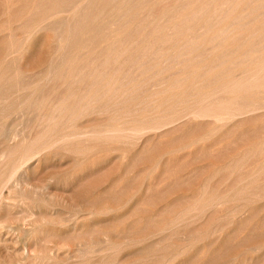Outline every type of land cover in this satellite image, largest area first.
Wrapping results in <instances>:
<instances>
[{
	"label": "bare ground",
	"instance_id": "6f19581e",
	"mask_svg": "<svg viewBox=\"0 0 264 264\" xmlns=\"http://www.w3.org/2000/svg\"><path fill=\"white\" fill-rule=\"evenodd\" d=\"M97 1L91 0L88 5L85 3V11L82 10L81 12L79 10L80 13H78V16L75 14V16L78 17V20L74 16L77 21L74 22H76L77 26H80L78 24L86 20L84 26L76 27V24L74 23L75 25H73L75 27H72V29V24H69L70 26L67 24L66 29L63 31L64 33H60L59 37L61 36L60 40L63 38V41L65 39H69V37L70 39L72 37L80 38V41H85L89 38H97L98 41H96L98 43H96L97 45L95 46L96 49L99 47L100 51L98 48L97 53L96 49H94L95 46L93 45L94 48L92 47V50L94 49L97 55L93 54L95 56H90L87 52H90L91 50L89 49V46L87 47V43L85 42L84 45L80 44L81 47L78 48L80 51L78 52V50H76L74 54L75 56L79 53L78 57L76 56L75 59H67L66 57L65 59L64 56L66 54L61 56L65 59H61L63 63H60L61 60H59L60 62L58 61V64H61V67H58V64L56 63L57 61L55 62V60H51L58 58V56H51L52 58H50V60L55 62V68L57 71L59 68V73L65 79V82L64 84H61L63 79L59 81L60 76L58 79V75L56 76L57 78L54 76L53 79H57L60 82V86L63 85V87H67L68 85L67 89L64 88L60 90V92H57V94L56 91L55 93L54 91L52 93L49 89V92L52 94H45L43 97L44 105L47 103L45 105L47 107L41 106L43 108H40V104L42 102L38 103L39 109L38 111L36 110L38 118L34 115L37 122L34 124H37V129L40 128L35 131L37 133L34 132L35 134L31 136H28L27 133L24 136L22 134L21 140L17 142L18 144L15 141V144L13 143L12 145L9 143L11 146H7L2 150L0 149V184L3 183L0 185V264L1 262L4 264H113L115 262V258H110V260L108 259V261L106 260L107 262H105L104 256L109 253L108 250L112 251L118 243H116V246L113 245L115 244L114 242H109V245L107 243L104 245L101 238L96 239V241L94 240V242L91 240V242H93L92 245H89L86 242L88 244V247L85 246L86 248H82L84 244L80 242L78 249L73 248L76 250H71L66 243L61 242L55 245L54 248H52L54 245L51 248H48L46 245H48L47 243L49 241H53V237H57L58 239V237H64L65 235L68 236L72 233L79 234V236L83 234L85 228L81 222L84 220L83 216H88V219L91 218L100 220V218L104 216L118 214L123 210V208L125 209L130 205V207H132L134 201L136 202L138 199V195L143 199V201L149 202L150 198H148L147 194L150 195L148 192L151 188L154 189V186L152 187L151 185H148L146 180L142 182V184H139L138 187L134 186V188L126 186L121 189L118 188L120 190L119 191L117 187L121 184L120 181L122 178L126 176V174H123L129 173L131 168L134 167H130V165H132L131 161H134V159L138 161V157H140V155L142 158L146 153V148L153 143V140L155 139L156 141V138L164 136L165 133L167 134L168 132H170V134L172 132V134H177L175 132L182 130V132H185L186 136L182 135L180 141H176L178 140V137L176 138V136H174V138H176L174 140V142L176 141V144H173L171 150H168L169 152L167 151L164 157L168 156L170 153V158L172 156L170 163L173 161V155L175 156V154H178L175 157L180 159H177L178 163L173 161L174 164H177L176 166H174L173 163L167 165L165 164V170L167 169L170 173L164 171L162 174L163 177H165V172L170 174L168 176L170 180L171 174L174 176L176 173H181L183 175H192V173H194L196 176L197 172L202 173L206 170H210V172H217V174L221 171H237L241 174V176L239 175L240 177L238 176L239 178L237 179L240 183H238V185H242L241 190L237 191L238 193L235 191L227 192L226 190L225 191L227 193H221V191L219 192L217 189V191L215 189V191H213V189H210L212 190L210 191L208 190L209 185L206 186V183L202 184L201 187L198 186L199 189L197 187L191 188V186H188L185 192L181 191V193L179 192L180 194L176 193V196L172 197V203L178 202L176 205L180 207H176L175 205L177 209L174 208L175 212L172 210V215H170L172 221H169L172 224L175 221H178L177 223H180L179 221H186L189 219L191 221V219L195 216L194 212H197L198 209L200 211L204 208L210 209L211 207L212 209L214 206L218 207L219 205L220 207V205L230 202L229 200L232 198L233 192L241 196H243L242 194H245L246 197H249V192L250 195L253 194V187L256 185L259 187L261 183L263 184L260 186H264V180L261 179L264 174V0H175L176 6L173 8V4L171 10L168 9L167 12L165 10V0H100L104 2L102 9L98 12L95 10L94 12L91 7L94 3L95 6ZM4 2L5 1L2 3L4 4ZM11 2L7 1L8 8L9 3ZM52 2L55 3L54 0ZM6 5L7 4L1 5L3 6L1 8H4ZM35 6L33 7L35 8ZM51 6L54 7L55 4L54 6ZM32 9H30V11ZM5 11L6 9L3 11L4 14ZM54 11H42L44 12L42 18L41 16L38 18L37 15H35L33 19H29L30 21L27 19L26 22H28L29 25V34L27 33V37L30 36V33L31 35L35 34L34 30L36 31L38 29L36 27H41L44 30H51V28H53L51 25L54 24V22L51 21V19L54 20V18H52ZM37 12L38 11L34 13L38 14ZM10 14L11 13H9V15ZM28 15L30 17V13ZM31 15L33 16L32 11ZM71 18L73 19V17ZM48 19L50 22L45 24V21H48ZM72 19L69 20L72 21ZM114 25H117V29L115 30L113 29ZM20 26H22V23ZM127 27L130 30V35L128 32V35L126 33L128 30ZM106 28H111L112 30L107 31L108 29ZM104 30L107 32L103 35L101 33H105ZM123 36L127 38H123ZM49 38H51V36ZM70 42L71 41L69 40L68 43ZM103 44H105V46H103L102 49L100 46ZM67 47H70L71 49V46ZM68 48H65V50ZM70 49L68 51L71 53ZM13 50L15 51V49H12V52ZM17 51L18 49L16 48L15 52L18 53ZM74 51L72 53H74ZM18 56L21 57L19 54ZM18 56H11V60L19 58ZM4 59L5 58H3L2 61ZM27 60L29 61V59ZM10 62L7 61L4 63L10 64ZM4 63L2 65H4ZM22 64L24 65V63ZM47 64L51 63L46 62L43 67L45 65L47 67ZM27 66L28 64L25 65L26 68H28ZM52 66L54 65L51 64L47 67L48 69H46L48 70V76L41 72L43 74L42 77L47 76L50 79L49 76H52L50 71L54 69ZM22 67L24 68V66ZM43 67L40 68L41 70L43 69L42 71H45ZM20 69H18V71H21ZM56 70H52V72L55 73L54 71ZM39 71L40 70L38 69V72ZM26 72L24 71L23 73ZM31 73L33 72L31 71ZM41 73L39 74L40 76ZM63 74H65V77ZM45 77L43 80L46 81L47 78ZM59 82L55 85L56 87H58ZM77 84L78 86L75 87L74 85ZM14 85L16 86V84ZM53 86L54 85H52V88H54ZM56 87L54 90H58ZM5 93L3 92L4 97ZM2 96L3 95H1V97ZM1 97L0 102L3 104V102L7 99L3 101V98ZM28 98L30 97L28 96ZM38 104H35V106H38ZM32 108L34 107L32 106ZM86 119H88V122L82 123ZM80 120L82 121L81 123ZM3 130L1 131L3 132ZM11 134L13 136L15 133ZM167 136L168 135H166V137ZM170 144L171 143L166 145L164 144V146L168 145L170 147ZM161 145L162 144H160V146ZM150 147L152 148V146ZM135 148L136 151L134 150ZM142 153L144 154L142 155ZM163 153L161 154L163 155ZM171 153H173V155H171ZM161 154L159 152V155ZM149 155H151V153ZM154 155H152V157ZM90 158L94 159L93 161L91 160L93 163L91 162L92 165L90 164L89 166L86 165L85 162H87ZM141 158L140 160H142ZM161 158L163 159V156H160L157 159V162L155 161L156 159L145 164L143 162L144 166L142 165L141 167V174L150 172L151 170L153 172L154 168L157 167V165L159 166L157 163L160 162L159 159L161 160ZM176 158L174 160H176ZM41 159L43 161L41 164L43 170L41 172L50 173L53 174V176H48V180H44L45 182H43V184L41 182L42 178H40L41 183L39 184L41 185L34 189L31 187V177L28 169L30 168L31 163L38 161L39 164ZM145 160L146 159H144V161ZM166 160L169 161L170 159L165 158V162L163 163H169L168 161L166 162ZM153 161H155L157 165ZM139 162L137 163L140 164ZM165 165L163 164L164 167ZM115 166L117 168H114ZM90 167L95 170H92L93 173L91 175L87 174L85 176L89 178L91 177L90 179L87 178L89 180H91L92 177L95 179L100 175L105 177V180H102V182L105 184L104 188H107V191L109 190L111 192L108 194L109 196H107V198H109H106V201L103 200L104 202L100 200L99 196L101 195V191L103 189H101L102 186L98 187L99 185L97 186L98 188L94 187L95 190L92 192L96 194V196L98 195V197H92L93 194L91 196V194L89 195L80 189V191L77 189V203H75V207H73V212L69 215V213L62 207V209L68 213L69 218H64L65 215L61 217L60 213L62 211L60 212L56 208V204L58 203L52 199L50 187L52 184H56L57 186H60L63 191L67 189L69 185L71 186L74 184L76 180L75 178L79 176L76 175L79 170L82 172V169L85 170L86 168L88 170ZM113 168L115 170L117 169L116 172ZM121 169H123L124 173L119 175V172L122 171ZM155 172L157 171L155 170ZM229 172L228 175H231V172ZM60 173L63 175L65 173V176H61L63 180L54 176V174L60 175ZM137 173L139 174V172ZM141 174L137 176H140ZM202 174H204V172ZM217 174L215 173L212 175L211 173L212 177H210L211 175H208L210 180H208L209 178L207 176L204 177L206 178L204 181L209 184L211 179ZM31 175H33V173ZM165 175L167 177V174ZM198 176H200V174ZM55 177L59 180L56 181L57 179ZM155 177L156 175L154 176V179ZM176 177H179V175H176ZM184 177L185 176L181 175L176 182L190 181L192 176L190 179H188L189 177L187 179ZM35 178L36 181L39 182V179L37 180V177ZM165 178H162L163 181ZM114 179H118L120 182L117 187H115V183L114 187L111 185ZM143 179L144 178L141 180ZM169 180L164 182H169ZM133 182L136 183V181ZM164 182L161 181V184L158 182L159 184L157 185L161 186ZM172 182L173 181L170 182V185H172L170 189L173 188ZM234 182L236 183V180L233 181V183ZM182 183L183 182H179L180 186ZM255 183L257 184L255 185ZM174 184L178 185V183ZM167 185H165L166 187L162 185L163 188L158 186V189L155 187V190L159 191L156 193L154 190L157 197H155L154 193V197L152 196L153 199L151 198L150 202L152 200L159 201L162 204L163 202H166L165 194L168 195V191H170L169 189H166L170 186L169 185L167 187ZM174 186L177 188L180 187L176 185ZM86 188H88V186H86ZM251 188L253 189L252 191ZM260 188L261 190H258L252 195L254 199L257 197H262L264 199V191L262 190V187ZM30 189L32 192H29ZM248 189L250 190L249 192H247ZM109 191L107 193H109ZM246 197H243V200H246ZM248 197L247 200H249ZM257 199H255L257 202L260 201V199ZM166 200H169V198ZM245 202L247 201H244V203ZM59 205L60 204L57 206ZM146 206L148 207L147 204ZM237 208L238 207H236V210L233 209V211L235 210L234 212L237 211L236 213H239L240 211L243 212L245 206ZM62 209L60 208V210ZM171 209L172 208L169 210ZM12 210L15 212V215L13 214V216L11 214L13 213ZM241 212L240 214H242ZM145 213H147V211ZM191 214L193 216H191ZM255 215L257 214L255 213ZM11 216L14 217L16 224H13V222L11 223L10 219H13ZM124 219L123 221L125 222L126 219ZM87 227L90 228L89 225ZM166 227L168 226L166 225ZM4 228L6 229V233H2ZM140 232L141 231L138 233ZM214 232L217 233V231ZM182 239H184V241L186 240L184 237H182ZM165 240L170 241L169 238L168 240ZM188 242L190 243V240H186L185 243L180 245V247H177V249H180L175 254L179 255L186 252L185 249H187V246L189 247L191 245H188ZM136 243H138V245L140 244L137 241ZM143 243L141 242V244ZM171 246L173 245L171 244ZM153 247L154 246L151 248ZM169 247L170 246H168L167 249ZM261 247L264 249V246L254 245V247L251 248L252 253L260 251L259 249ZM248 248L250 249V247ZM149 249L150 248H148V250ZM117 252H119V250ZM120 253L122 252H119L117 255ZM138 254L140 257V253ZM138 254L136 253L134 255L136 256ZM131 256L132 255L127 258H130ZM148 258L150 257L148 256ZM176 258H173V260ZM239 259V255H233L225 258L220 264H236ZM140 260L142 261L143 259L140 258ZM140 260L138 258L136 264H138ZM111 261H113V263H111ZM122 261H118L116 264H121ZM245 261V259H242L243 263H245ZM142 262H145V260ZM142 262L139 264H142ZM129 263H131V261Z\"/></svg>",
	"mask_w": 264,
	"mask_h": 264
},
{
	"label": "rangeland",
	"instance_id": "374dc122",
	"mask_svg": "<svg viewBox=\"0 0 264 264\" xmlns=\"http://www.w3.org/2000/svg\"><path fill=\"white\" fill-rule=\"evenodd\" d=\"M3 1H5L4 2V4L2 3ZM3 1H1L0 0V18L1 17H3V18H1L0 19V92H1V95H3L2 97H1V95H0V97L1 98H3L2 100L3 101H5L6 99V101L5 102H3V104L0 102V125L1 126H3V127H1L0 128V141L2 140L3 141V143H2V141L0 142V149L2 150L3 148H6L7 146H11V144L13 145V143L15 144V141H16V143L17 142H19L20 140H21V138H22V134H23V136L27 133L28 134V136H31V135H34L35 133H37V132H35V131H37V130H39L40 128H39V126H38V128L39 129H37V124H34L35 122H36V117H37V111H38V107H39V104L38 103H41L40 104V108H43V107H41V106H44V107H47V106H45L47 103H46V101H45V105H44V99H43V97H44V95L45 94H52L53 93V91H54V93H55V91H56V94H57V92H60V90H62V89H64V88H66L67 89V87H68V85L67 84H65V85H67V87L65 86V87H63V85H61L60 86V82L59 81H61L62 79V83L61 84H64V82H65V79L62 77V75L59 73V68L58 67H61L60 65L61 64H58V61L59 60H61L63 57H61L62 55L64 56L65 54V56H64V58L66 57L67 59L68 58H72V59H75V57L77 56L78 57V55H79V53H78V55H75L74 56V54H75V52H76V50H78V48H80L81 46H80V44L81 45H84L85 44V42L87 43V47L89 46V49L91 50L90 52H87V53H89V55L91 56V55H93V54H95V55H97L96 54V52L98 53V48L96 49V46L95 45H97L96 43H98L97 41H98V39L97 38H89V39H87V40H83V41H80V38H77V37H72L71 39H70V37H69V39H65L64 41H63V38L60 40V38H61V36L59 37V34L61 33H64L63 31L66 29V26H67V24L69 25V24H72L71 25V28L73 27H75L74 25L76 24V19L78 20V17H76V16H78V13H80L79 12V10L82 12V10L83 11H85V3L88 5L89 3H90V1L91 0H54V2L55 3H53L52 1L53 0H7L8 2H11V3H9V8L7 7L8 6V3H7V1L6 0H3ZM45 1V2H44ZM57 1V2H56ZM97 1V0H96ZM33 2V3H32ZM78 2V3H77ZM168 2H169V4H168ZM36 3H38V4H36ZM49 3V4H48ZM69 3V4H68ZM73 3V4H72ZM97 3H98V5H97ZM5 4H7L6 6H4V8L6 9V11H5V14H4V8H1V7H3V6H1V5H5ZM13 4V5H12ZM21 4H23V5H21ZM54 4H55V6H54ZM58 4V5H57ZM75 4H76V6H75ZM95 4V3H94ZM94 4H93V6H94ZM101 4V5H100ZM103 4H104V2L103 1H100V0H98L97 2H96V5L93 7H91V9L93 8V10H94V12H95V10H96V12H98L99 10H101L102 9V6H103ZM173 4H174V6H173ZM29 5V6H28ZM36 5V6H35ZM51 5H53L54 7H52ZM69 5V6H68ZM78 5H80V6H78ZM177 5H179V4H177ZM33 6H35V8L33 7ZM168 6V7H167ZM172 6H173V8L176 6V4H175V0L173 1V0H165V10H166V12L168 11V9H170L171 10V8H172ZM21 7V8H20ZM46 7V8H45ZM49 9H48V8ZM67 7V8H66ZM11 8H12V10H11ZM20 8V9H19ZM33 8V9H32ZM38 8V9H37ZM53 8V9H52ZM83 8V9H82ZM3 9V10H2ZM30 9H32L31 11H32V14H33V16L31 15V11H30ZM45 9H47V10H45ZM54 9H55V11H54ZM62 9V10H61ZM70 9V10H69ZM98 9V10H97ZM11 10V11H10ZM38 11L37 13L38 14H35L34 12H36V11ZM54 11V13H53V15H52V18H54V20L53 19H51V21H53L54 22V24H52L51 26L53 27V28H51V30H44V29H42L41 27L39 28V27H36V28H38L36 31H37V33H36V31L34 30V33L35 34H33V35H31V33H30V36H28L27 37V33L29 32L28 31V22H26V20L28 19H30V18H34V16L35 15H37V17L38 18H40V16H41V18H42V16L44 15L43 13L44 12H46V11ZM67 10V11H66ZM9 11V12H8ZM26 11V12H25ZM28 11H30V12H28ZM42 11H44V12H42ZM56 12V13H55ZM8 13V14H7ZM9 13H11L10 15H9ZM22 13H23V15H22ZM30 13V17H29V14ZM42 13V14H41ZM68 13V14H67ZM4 14V15H3ZM25 14V15H24ZM75 14H77L76 16H75ZM6 15V16H5ZM19 16V17H18ZM26 16V17H25ZM57 16V17H56ZM74 16L76 17V19L74 18ZM13 17V18H12ZM71 17H73V19L71 18ZM64 18H65V20H64ZM8 19V20H7ZM69 19H72V21L71 20H69ZM31 20V19H30ZM29 20V21H30ZM69 20V21H68ZM74 21H76V22H74ZM86 21V20H85ZM85 21L84 22H80V24H78V25H80L81 27L82 26H84V23H85ZM3 22H4V24H3ZM9 22V23H8ZM18 22V23H17ZM44 22V21H43ZM50 21H49V19H48V21H45V24L46 23H49ZM52 22V23H53ZM72 22V23H71ZM22 23V26H20V24ZM24 23V24H23ZM58 23V24H57ZM75 23V24H74ZM41 24H44V23H41ZM74 24V25H73ZM19 25V26H18ZM40 26V25H39ZM50 26V27H51ZM70 26V25H69ZM80 26H77V24H76V27H80ZM18 27H19V29H18ZM22 27V28H21ZM114 28V30L115 29H117V25H114L113 26ZM59 28V29H58ZM72 28V29H73ZM128 28V27H127ZM126 28V29H127ZM17 29V30H16ZM26 29V30H25ZM42 29V30H41ZM97 29H99V28H97ZM106 29H108L107 31H111L112 29L111 28H106ZM9 30V31H8ZM23 30H25V31H23ZM44 30V31H43ZM54 30V31H53ZM128 30H129V28H128ZM126 31V33L128 32H130V30L129 31ZM22 31V32H21ZM106 30H104V32L105 33H101V34H106V32H107ZM126 33H125V35H126ZM128 33H127V35H128ZM19 34V35H18ZM25 34H26V36H25ZM29 34V33H28ZM7 35V36H6ZM35 35V36H34ZM126 35V36H127ZM129 35H130V33H129ZM19 36V37H18ZM51 36V38H49ZM128 37V36H127ZM127 37H125V36H123V38H127ZM21 38V39H20ZM32 38V39H31ZM58 38V39H57ZM25 39H27V40H25ZM91 39V40H90ZM93 39V40H92ZM69 40L71 41L70 43H68L69 42ZM92 42H90V41ZM97 40V41H96ZM66 41H67V44H66ZM94 41V42H93ZM6 42V43H5ZM9 42H10V44H9ZM65 42V43H64ZM71 43H73V44H71ZM6 44V45H5ZM57 44V45H56ZM66 44V45H65ZM4 45V46H3ZM55 45V46H54ZM75 45V46H74ZM79 45V46H78ZM90 45H92V46H90ZM95 46V48H94V46ZM11 46V47H10ZM13 46V47H12ZM52 46V47H51ZM63 48H62V47ZM67 46H71V49H70V47L68 48ZM74 46V47H73ZM103 46H105V44H103L102 46H100V47H102V49H103ZM73 47V48H72ZM92 47L94 48V49H96V52H95V50L93 49L92 50ZM9 48V49H8ZM16 48L18 49V53H16L15 51H16ZM52 48H53V50H52ZM65 48H68V49H66L65 50ZM75 48V49H74ZM77 48V49H76ZM12 49H15V51L13 50V52H12ZM71 50V53H70V51H68V50ZM22 50V51H21ZM61 50V51H60ZM75 50V51H74ZM51 51V52H50ZM67 52V53H65V52ZM74 51V53H72ZM80 50H78V52H79ZM93 51V52H92ZM99 51H100V48H99ZM4 52H5V54H4ZM53 52V53H52ZM55 52V53H54ZM8 53H10V54H8ZM13 53V54H12ZM16 53V54H15ZM69 53V54H68ZM85 53V52H84ZM18 54L19 55H21V57H19L18 56ZM68 54V55H67ZM71 54V55H70ZM77 54V53H76ZM5 55H6V57H5ZM13 55H17L19 58H17V59H15V60H11L12 59V57L11 56H13ZM38 55V56H37ZM50 55V56H49ZM73 55V56H72ZM88 55V56H89ZM95 55H93V56H95ZM53 56H58V58H54V59H51V60H55V62L58 64V71L56 70V65H55V62H53V61H51L50 60V58H52ZM70 56H72V57H70ZM84 56H85V54H84ZM83 56V57H84ZM10 57V58H9ZM24 57V58H23ZM49 57V58H48ZM60 57V58H59ZM3 58H5L3 61H2V59ZM63 58V59H64ZM65 58V59H66ZM7 59V60H6ZM8 59H10V60H8ZM19 59V60H18ZM20 59H21V62H20ZM24 59V60H23ZM27 59H29V61L31 62H29ZM48 59V60H47ZM64 59V60H65ZM6 60V61H5ZM17 60V61H16ZM7 61H11L10 62V64L9 63H4V62H7ZM26 61H28V62H25ZM51 63V64H53L54 66H52V68L54 67V69H52V70H56V71H54L55 73H56V75H55V73H53L52 72V70L50 71L51 73H52V76H49L50 77V79L47 77L48 75H47V73H48V70H46V69H48L47 67L48 66H50L51 64H47L48 66L46 67V65L43 67V65L45 64V63ZM60 62V61H59ZM4 63V65H2ZM15 63H20V64H15ZM22 63H24V65L22 64ZM60 63H63V61L61 60V62ZM15 66H14V65ZM26 64H28V68H26L25 67V65ZM17 65H19V66H17ZM2 66V67H1ZM21 66V67H20ZM22 66H24V68L22 67ZM5 67H6V69H5ZM18 67V68H17ZM40 67H43L44 69H45V71H42L41 70V68ZM46 67V68H45ZM21 68V69H20ZM24 69V71L26 72V73H23L24 71H23V69ZM18 69H20L21 71H18ZM38 69L40 70L39 72H38ZM11 70V71H10ZM37 70V71H36ZM29 71V72H28ZM31 71L33 72V73H31ZM36 71V72H35ZM7 72H8V74H7ZM43 74H46L47 76L45 77V76H43L42 77V73ZM46 72V73H45ZM58 72V73H57ZM3 73V74H2ZM14 73V74H13ZM29 73H31V74H29ZM37 75H36V74ZM41 73V76L39 75ZM50 73V74H51ZM13 74V75H12ZM23 74H25V75H23ZM34 74H35V77H34ZM4 75V76H3ZM6 75V76H5ZM17 75V76H16ZM58 75V76H57ZM13 76V77H12ZM34 78H33V77ZM54 76H55V78H57L58 77V79H59V76H60V79H59V81L57 80V79H53L54 78ZM57 76V77H56ZM63 76L65 77V74H63ZM12 77V78H11ZM18 77V78H17ZM42 77V78H41ZM44 77L45 78H47L46 79V81L45 80H43L44 79ZM62 77V78H61ZM25 78V79H24ZM8 79H9V81H8ZM11 79V80H10ZM30 79V80H29ZM32 79V80H31ZM53 79V80H52ZM28 81V82H27ZM55 81V82H54ZM56 81H57V83H56ZM20 82V83H19ZM33 82V83H32ZM46 82V83H45ZM58 82H59V85H58V87H56L55 85H57L58 84ZM1 83H3V84H1ZM6 83V84H5ZM51 83H52V85H54L53 87L55 88H58V90L57 89H55L54 90V88H52V85H51ZM14 84H16V86L14 85ZM39 84H41V85H39ZM76 84V83H75ZM11 85V86H10ZM7 88H6V87ZM23 86V87H22ZM50 86H51V88H50ZM75 87H77L78 86V84L77 85H74ZM40 87V88H39ZM72 87V86H71ZM74 88V87H73ZM49 89H50V92L52 91V93H50L49 92ZM10 90V91H9ZM35 90V91H34ZM45 90V91H44ZM34 91V92H33ZM3 92L5 93V97H4V94H3ZM25 92V93H24ZM49 92V93H48ZM9 93H11V94H9ZM24 93V94H23ZM31 95H32V97H31ZM9 96V97H8ZM25 96H27V97H25ZM28 96L30 97V98H28ZM34 96V97H33ZM30 99V100H28V99ZM15 99V100H14ZM26 99V100H25ZM40 100V101H38V100ZM43 99V100H42ZM1 100V99H0ZM14 100V101H13ZM25 100V101H24ZM33 100V101H32ZM23 101H24V103H23ZM28 101V102H27ZM21 102H22V104H21ZM26 102V103H25ZM35 104H38V106L36 105L35 106ZM7 105V106H6ZM19 105V106H18ZM5 106V107H4ZM32 106L34 107V108H32ZM2 107V108H1ZM7 107V108H6ZM17 107V108H16ZM29 108V109H28ZM36 108V109H35ZM26 109V110H25ZM15 110V111H14ZM28 110V111H27ZM37 110V111H36ZM33 111V112H32ZM30 112V113H29ZM32 112V113H31ZM31 114V115H30ZM33 114V115H32ZM34 115H36V117L34 116ZM7 116V117H6ZM23 117V118H22ZM35 117V118H34ZM38 118V117H37ZM18 119V120H17ZM32 119H33V121H32ZM28 120V121H27ZM11 122V123H10ZM14 122V123H13ZM31 122V123H30ZM82 121L80 120V123H81ZM86 122H88V119H86V120H84L82 123H86ZM24 123V124H23ZM37 123V122H36ZM12 124V125H11ZM10 125H11V128H10ZM20 125V126H19ZM32 125H33V127H32ZM8 126V127H7ZM13 126V127H12ZM27 126V127H26ZM34 126H35V128H34ZM8 128H9V130H8ZM16 128H17V130H16ZM27 128V129H26ZM4 129V130H3ZM13 129V130H12ZM34 129H36V130H34ZM1 130H3V132L1 131ZM11 130V131H10ZM21 133H20V132ZM30 131H31V133H30ZM170 131V130H169ZM35 132V133H34ZM175 132V131H174ZM6 133V134H5ZM11 133H15L13 136H14V139H13V136H12V134ZM33 133V134H32ZM173 133V132H172ZM170 134V132H168L167 134L165 133V137L164 136H161V137H159V138H156V141H155V139L153 140V143L154 144H156V145H154L153 143H151L150 145H149V147H147L146 149L148 150H146L144 153H145V155H143L144 153H142V155H143V157L141 158V155H140V157H138L139 158V160L137 161L136 159H134V161H131V163H132V165H130V167H132V166H134V167H132L131 168V171H129V173H124V171H123V169H121L122 171H120L119 172V175H122V173H124L123 175H125L126 174V176H124V178H127V179H124V178H122V180L120 181L121 182V184H120V182H119V180L117 179H114L113 181H112V183H111V185L114 187V183H115V187H117V185H119L118 187H117V189L119 188V189H121V188H123V187H126V186H128V187H131V188H134V186H136V187H138V185L139 184H142V182H144L145 180H146V182H147V184L148 185H151L152 187L154 186V189L153 188H151L150 190H149V192L148 193H150V195L149 194H147L148 195V198H150V200H151V198L153 199V197H154V195H155V197H157V192L159 191V190H155V187H157L156 189H158L159 187L160 188H163L162 187V185L163 186H165V185H167V184H171L170 182L171 181H173L174 183H178V185L177 184H174L173 182H172V184H173V188L172 189H170V187L172 186V185H167V187L169 186V188H166V189H169L170 191H168L169 193H168V195L167 194H165V201L166 202H163V204L162 203H160L159 201H155V200H152L151 202H150V200H149V202H145V201H143V199L138 195V201L136 200V202L134 201V203L132 204V207H130V206H128L127 208H123V210L121 211V212H119L118 214H111V216L109 215V216H104V217H102V218H100V220H98V219H91V218H87L86 216H83V218H84V220H82L81 222L83 223V225H84V235L83 234H81L80 236H79V234H75V233H72V234H69L68 236H64V237H58V239H57V237L55 238V237H53L54 239H53V241L51 240V241H49L47 244L48 245H46L48 248H51L53 245V247L52 248H54L55 247V245H57L58 243H66L67 244V246L68 247H70V249L71 250H76V249H73V248H77L78 249V247H79V243L81 242V243H83L84 245H83V247L82 248H86V247H88V244L89 245H92V243L94 242V240L96 241V239H100L101 238V240H102V243L105 245L106 243L109 245L111 242L113 243H115V244H113L114 246H116L117 244L116 243H118V245L112 250V251H114V252H112V251H110V250H108L109 251V253H107L105 256H104V260H105V262H107L108 261V259L110 260V258L111 259H117V260H115L114 259V263L116 264L118 261H122V259H123V261L121 262V264L123 263H126V264H128L130 261H131V263H129V264H136L137 263V260H138V258H139V260H140V258L141 259H143L142 261H144L145 260V262H142L141 260H140V262H142V264L144 263V264H220L225 258H228V257H230V256H240V259L242 258V259H245L246 261H245V263H243L242 262V259L240 260H238L237 262H236V264H247L248 262V264H264V255H263V253H264V249H262V247L259 249L260 251H255V252H253L252 253V251H251V248L252 247H254V245L255 246H259V245H261V246H264L263 244H264V231H263V229H264V199L261 197V198H255V199H257V200H259L260 199V201H256L253 197H252V195L254 194V193H256L258 190H261V188L260 187H262V190L264 191V186H260L261 184H263V183H261L260 185H259V187L256 185L257 183H255V187H253L254 186V184H253V188H254V190L251 188V191L253 190V191H255V192H253L252 191V195H250V188L248 189V191L247 192H249L248 193V195H249V197H248V199L249 200H247V197H246V195L245 194H242L243 196H241V195H238L237 193V191H239V190H241V188H242V185H238V181H237V179L241 176V174L239 173V172H232V171H228L231 175H228V172L227 171H221V172H218V174H217V172H214V174L216 173L217 175H215L212 179H211V182H209V184L207 183V182H205L204 180L206 179V178H204V177H207L208 175H211V173H212V175H214L213 174V172L211 171L210 172V170H206V171H203L204 172V174H202V173H200V172H197L196 173V176H195V174L194 173H192V175L191 174H188V175H183V174H177L176 173V175L178 176L179 175V177L182 175V176H185L186 177V179L188 178V179H190V177H191V182L190 181H178V182H176V180H178V178L179 177H176V175L174 174V176H172V174H171V178H170V180H169V175L170 174H168V173H170V172H168L167 171V169L165 170V168H166V165L167 164H171V163H173V161L176 163H178V161H177V159H180V158H176L175 156H177L176 154H175V156L173 155V153H171V155H173V161L170 163V161H171V158H172V156H171V158H170V153H169V155L168 156H165L164 157V155H166L165 153L169 150H171V147L173 146V144L175 143L176 144V141H180L181 140V138H182V135L184 136L185 135V132H182V130L181 131H177V132H175V133H177V134ZM7 134H8V136H7ZM11 134V135H10ZM20 134V135H19ZM166 135H168L167 137H166ZM5 136H7V137H5ZM10 136H12V137H10ZM17 136V137H16ZM174 136H176V138L178 137V140H176L175 142H174V140L176 139V138H174ZM186 136V135H185ZM3 137V138H2ZM32 137H34V136H32ZM163 137V138H162ZM10 138V139H9ZM14 140H12V139ZM9 139V140H8ZM165 139V140H164ZM7 140V141H6ZM159 140H160V142H159ZM169 140V141H168ZM5 141V142H4ZM167 141H168V143H171L170 144V147L167 145V146H164V144L166 145V144H168L167 143ZM162 144L161 146H164V147H161L160 146V144ZM162 142V143H161ZM2 143V144H1ZM9 143H11V144H9ZM164 143V144H163ZM178 143V142H177ZM18 144V143H17ZM174 144V145H175ZM6 145V146H5ZM150 146H152V148L150 147ZM165 147H168V148H165ZM160 148V149H159ZM163 148V149H162ZM140 149V148H139ZM149 149H150V152H149ZM154 149V150H153ZM0 150V151H1ZM135 151H136V148L134 149ZM153 150V151H152ZM158 150H159V152H160V154L161 153H163V155L161 154V155H159V152H158ZM134 151V152H135ZM168 151V152H169ZM133 152V153H134ZM150 154L151 153V155H149L148 153ZM155 154V155H154ZM152 155H154L153 157H152ZM149 156H151V157H149ZM162 157L163 156V159L161 158V160L159 159V163H157V164H159V166L156 164V162H157V159L159 158V157ZM137 158V159H138ZM140 158L142 159V160H140ZM151 158V159H150ZM165 158H168V159H170L169 161L168 160H166V162L168 161L169 163H163V162H165ZM176 158V160H174ZM93 159L94 158H90V159H88L87 160V162H85V164L86 165H89L90 166V164L92 165V161H93ZM144 159H146L145 161H144ZM149 159V160H148ZM156 159V160H155ZM92 160V161H91ZM152 160H155V161H153V162H155V164L157 165V167H155L154 168V170H153V172H152V170L150 171V172H147V173H142L141 174V172H140V170L142 169L141 167H142V165H143V162H144V164L145 163H147V162H149V161H151L152 162ZM139 162V161H141L142 162V164H141V162H139L140 164H138L137 162ZM92 162V163H91ZM136 164H134V163ZM43 163V161H42V159L39 161V164H38V161L36 162H34V163H31V166H30V170L28 169V172L30 171V173H29V175H30V177H31V179H30V181H31V187L32 188H36V187H39V185H41V184H39V183H41L42 182V184H43V182H45L46 180H48V176H53V174H50V173H46V172H41L43 169H42V166H41V164ZM130 163V164H131ZM163 164L165 165V167L163 166ZM174 164V163H173ZM38 167H37V166ZM138 165V166H137ZM177 164H174V166H176ZM144 166V165H143ZM163 166V167H162ZM32 167V168H31ZM138 167V168H137ZM160 167V168H159ZM168 167V166H167ZM170 167H171V165H170ZM172 167H173V165H172ZM114 168H117L116 166L114 167ZM113 168V170L116 172V170ZM134 168H135V170H134ZM136 168H137V170H136ZM140 168V169H139ZM164 168V169H163ZM37 169V170H36ZM90 169V170H89ZM139 169V170H138ZM38 171V172H36V171ZM92 170H95L94 168H88V170L85 168V170L84 169H82V172L79 170L78 172H79V174H78V172H77V174L76 175H79V176H77L75 179V182H74V184H72L71 186L69 185L68 186V188L67 189H65V190H61V187L60 186H57L56 184H52V186L50 187V190H51V196H52V199H54L55 201H56V203H58V204H60L59 206H57L58 204H56V208L61 212L60 213V215H61V217H63L64 215H65V217L64 218H69V215H71L70 213H72L73 211V207H75L74 205H75V203H77V197H76V193L78 192V190L80 189L81 191H83L84 193H87V194H91V196H92V194H93V196L92 197H98V195L96 196V194H94V193H92L93 192V190H95V188L94 187H97L98 185V187H100V186H102V188L101 189H103L102 191H101V195H103V196H99V198H100V200H104V201H106L108 198H107V196H109L108 194H110L111 192L109 191V193H107L108 191H107V188H104V183L102 182V180L104 181L105 180V177H103L102 175H100V176H97V178H95V179H93V177H92V179L91 180H89L90 178L89 177H86L85 175H91L92 173H93V171ZM155 170L157 171V172H155ZM85 171H86V173H85ZM88 171H89V173H88ZM90 171H91V173H90ZM164 171H166V172H168V173H164V176L166 177V175L165 174H167V177L165 178V177H163V172ZM208 171V172H207ZM33 173V175H31L32 173ZM137 172H139V174H141L140 176H137V175H139ZM37 173V174H36ZM39 173H40V175H39ZM43 175H42V174ZM46 173V174H45ZM81 173H82V175H81ZM133 175H132V174ZM149 173V174H148ZM208 173V174H207ZM223 173V174H222ZM226 173V174H225ZM233 173V174H232ZM62 173H60V175H56V174H54V176H57V178H60V179H62L63 180V178L61 177V176H65V173H64V175L62 174ZM70 174V173H69ZM128 174H130V175H128ZM200 174V176H198V175ZM207 174V175H206ZM37 175V176H36ZM38 175H39V177H38ZM46 175V176H45ZM118 175V176H119ZM143 175V176H142ZM153 175V176H152ZM156 175V177H155V179H154V176ZM160 175V176H159ZM212 175L210 176V177H212ZM240 175V176H239ZM244 176H246L245 174H243ZM42 176V177H41ZM81 176V177H80ZM82 176H84V177H82ZM118 176H117V178H118ZM136 176H137V178H136ZM147 176V177H146ZM225 176V177H224ZM227 176V177H226ZM232 177V179H231V177ZM239 176V177H238ZM35 177H37V180L39 179V182L38 181H36V178ZM132 177V178H131ZM142 179V178H144L143 180H141L140 178ZM153 177V178H152ZM161 179H160V178ZM184 177V178H185ZM210 177L208 176V180H210ZM217 177V178H216ZM219 177H220V179H219ZM40 178H42V180L40 179ZM44 178V179H43ZM56 178V177H55ZM56 178V179H57ZM82 178V179H81ZM87 178H89V179H87ZM137 180H136V179ZM151 178V179H150ZM165 178V180L164 181H168L169 180V182H164L163 181V179ZM176 178V179H175ZM193 178V179H192ZM196 178V179H195ZM230 178V179H229ZM234 178V179H233ZM88 181H87V180ZM124 179V180H123ZM133 179V180H132ZM135 179V180H134ZM139 179V180H138ZM149 180V182H148V180ZM162 182H164L165 183V185H164V183H162V185L161 186H159V185H157V184H161V181ZM172 179V180H171ZM185 179V180H186ZM216 179V180H215ZM226 179H228V180H226ZM261 179H263L264 180V174L262 175V177H261ZM40 180H41V182H40ZM45 180V181H44ZM59 179H57L56 181H58ZM86 180V181H85ZM141 180V181H140ZM175 180V181H174ZM201 180V181H200ZM230 180H232V181H230ZM236 180V183L234 182L233 183V181H235ZM81 181V182H80ZM85 181V182H84ZM131 181V182H130ZM133 181H136V183L135 182H133ZM192 181H193V183H192ZM224 181V182H223ZM262 181V180H261ZM36 182V183H35ZM84 182V183H83ZM87 182V183H86ZM101 182V183H100ZM118 182V183H117ZM127 182H128V184H127ZM152 182H153V185H152ZM159 182V183H158ZM179 182L181 183V182H183L182 184H181V186H180V184H179ZM191 183V185H190V183ZM230 182V183H229ZM38 183V184H37ZM126 185H125V184ZM131 184V186H130V184ZM133 183V184H132ZM135 183V184H134ZM156 183V184H155ZM206 183V186L207 185H209V189L208 190H210V189H213V191H215L216 189L220 192L221 191V193L222 192H225V193H227V192H231V191H235V192H237V193H235V192H233L232 193V198L229 200L230 202H226L224 205H220V207H219V205H218V207H216V206H214V207H212V209H211V207H210V209L209 208H204V209H202L201 211L199 210V213H198V210H197V212L195 211H193L194 213H195V216H194V218H192L191 219V221H190V219L189 220H186V221H179L180 223H177L178 221H175V222H173V224L171 223V222H169V221H172V219H171V216L170 215H172V210L175 212V210H174V208L175 209H177L176 207H179V206H177L176 205V203H178V202H176V203H172V197H175L176 196V193H178V194H180L181 193V191L182 192H185L186 191V189H187V187L188 186H191V188H198L199 189V187H201V185L202 184H205ZM218 185H217V184ZM220 183V184H219ZM224 183V184H223ZM226 183V184H225ZM1 184H3V183H1ZM0 184V185H1ZM83 184H84V186H83ZM101 184V185H100ZM124 184V185H123ZM197 184V185H196ZM221 184H223V185H221ZM240 184V183H239ZM36 185V186H35ZM54 185H56V186H54ZM79 185V186H78ZM110 185V184H109ZM174 185H176V186H180L179 188H177V187H175ZM244 185V184H243ZM78 186V187H77ZM86 186H88V188H86ZM89 186H91V187H89ZM159 186V187H158ZM182 186H183V188H182ZM199 186V187H198ZM219 188H218V187ZM221 186V187H220ZM227 186H228V188H227ZM1 187V186H0ZM58 187V188H57ZM77 187V188H76ZM97 187V188H98ZM166 187V186H165ZM212 187V188H211ZM232 187V188H231ZM233 187H235V188H233ZM238 187V188H237ZM256 187H258V188H256ZM55 188V189H54ZM74 188H76V189H74ZM84 188V189H83ZM175 188H176V190H175ZM260 188V189H259ZM58 189V190H57ZM78 189V190H77ZM104 189H106V190H104ZM109 189V188H108ZM118 189V190H119ZM175 191H174V190ZM215 189V190H214ZM224 189V190H223ZM228 189V190H227ZM234 189V190H233ZM238 189V190H237ZM255 189H257V190H255ZM55 191V192H53V191ZM61 190V191H60ZM77 190V191H76ZM79 190V191H80ZM112 190V189H111ZM117 190V191H118ZM154 190L156 191V193L154 192ZM197 190V189H196ZM216 190V191H217ZM227 192H226V191ZM75 191V192H74ZM120 191V190H119ZM210 191H212V190H210ZM29 192H32V190L30 189L29 190ZM59 192V193H58ZM60 192H62V193H60ZM65 192V193H64ZM72 192V193H71ZM165 192H166V190H165ZM180 192V193H179ZM247 192H244V193H247ZM53 193V194H52ZM64 193V194H63ZM104 193V194H103ZM155 193V194H154ZM264 193V192H263ZM152 194V195H151ZM154 194V195H153ZM175 194V195H174ZM58 195H60V196H58ZM95 195V196H94ZM173 195V196H172ZM150 196V197H149ZM153 196V197H152ZM238 198H237V197ZM90 197V196H89ZM239 197H240V199L241 200H243V197H246V200L244 199L243 201H241L240 199H239ZM242 197V198H241ZM107 198V199H106ZM169 198V200H166V199H168ZM234 198V199H233ZM154 199H156V198H154ZM27 200V199H26ZM53 200V201H54ZM145 200V199H144ZM157 200V199H156ZM254 202H252V201ZM57 201H59V202H57ZM103 201V202H104ZM171 203H170V202ZM244 201H247V202H245L244 203ZM257 202V203H256ZM62 203V204H61ZM64 203V204H63ZM136 203V204H135ZM141 203V204H140ZM170 203V204H169ZM180 203V202H179ZM243 203V204H242ZM143 204V205H142ZM146 204L148 205V207L146 206ZM151 204H152V206H151ZM156 204V205H155ZM181 204H183V203H181ZM180 204V205H181ZM150 205V206H149ZM154 205V206H153ZM172 205V206H171ZM175 205H176V207H175ZM136 206V207H135ZM138 206V207H137ZM145 206H146V208H148V209H146L145 208ZM171 206V207H170ZM182 206V205H181ZM245 206V208H246V211H245V208H244V210H243V212H241L242 214H240V212L239 213H236V212H234L235 210H236V207H240V208H242V207H244ZM59 207V208H58ZM62 207H63V209H65L68 213H69V215H68V213L65 211V210H63L62 209ZM135 207V208H134ZM144 207V208H143ZM165 207V208H164ZM172 208L171 210H169L170 208ZM60 208L62 209V210H60ZM140 208H142V209H140ZM152 208V209H151ZM167 208V209H166ZM180 208V207H179ZM237 208V209H238ZM136 209V210H135ZM146 209V210H145ZM209 211H208V210ZM233 209H235L234 211H233ZM125 210V211H124ZM142 210V211H141ZM144 210H145V212L147 211V213H145L144 212ZM152 210V211H151ZM159 210H160V212H162V210H163V212L162 213H160L159 212ZM13 211V213H11L12 214V216H13V214L15 215V212H14V210H12ZM11 211V212H12ZM133 213H132V212ZM151 211V212H150ZM158 213H157V212ZM166 211H168V212H166ZM205 211V212H204ZM245 211V212H244ZM136 212V213H135ZM139 212V213H138ZM154 212V213H153ZM156 212V213H155ZM173 212V213H174ZM132 213V214H131ZM151 213V214H150ZM165 213V214H164ZM167 213V214H166ZM192 213V212H191ZM194 213H192V214H194ZM205 213V214H204ZM255 213L257 214V215H255ZM129 214V215H128ZM149 214H150V216H149ZM152 214H154V215H152ZM155 214H157V215H155ZM159 214V215H158ZM162 214V215H161ZM191 214V216H193ZM200 214H201V216H200ZM226 214V215H225ZM235 214V215H234ZM236 214H239V215H236ZM68 215V216H67ZM126 215H128V216H126ZM134 215V216H133ZM161 215V216H160ZM231 215V216H230ZM11 216V217H12ZM130 216H132V217H130ZM158 216V217H157ZM240 216V217H239ZM118 217H119V219H118ZM121 217V218H120ZM127 217V218H126ZM168 217V218H167ZM209 217V218H208ZM13 219H10V221H11V223L13 222V224H16V222H15V219H14V217H12ZM125 220V222L123 221V219ZM172 218H173V216H172ZM198 218H199V221H198ZM232 218V219H231ZM147 219V220H146ZM169 219H171V220H169ZM205 219V220H204ZM212 221H211V220ZM116 220H120V221H116ZM128 220V221H127ZM155 220V221H154ZM244 220V221H243ZM95 221V222H94ZM148 221H149V223H148ZM167 221V222H166ZM191 222V223H190ZM196 222V223H195ZM212 222V223H211ZM171 223V224H170ZM175 223V224H174ZM152 224V225H151ZM217 224V225H216ZM225 224V225H224ZM89 225L90 226V228L89 227H87V226ZM113 225V226H112ZM134 225V226H133ZM144 225H145V227H144ZM150 225V226H149ZM163 225H164V227H163ZM166 225L168 226V227H166ZM206 225V226H205ZM227 225H229V226H227ZM182 226V227H181ZM198 228H197V227ZM217 226V227H216ZM147 227V228H146ZM201 227V228H200ZM206 227V228H205ZM222 227V228H221ZM144 228V229H143ZM146 228V229H145ZM191 230H190V229ZM5 229V228H4ZM2 230V233H6V229L5 230ZM124 229V230H123ZM194 229V230H193ZM201 231H200V230ZM92 231V232H90V231ZM127 230V231H126ZM5 231V232H4ZM89 231V232H88ZM94 231V232H93ZM95 231H97V232H95ZM130 231V232H129ZM139 231H141L140 233H138ZM155 231V232H154ZM158 231V232H157ZM161 231V232H160ZM214 231H217V233L216 232H214ZM221 231V232H220ZM99 232V233H98ZM106 232V233H105ZM136 232V233H135ZM145 232H147V233H145ZM148 232H150V233H148ZM152 232H154V233H156V234H154V233H152ZM160 232V233H159ZM164 232V233H163ZM165 232H166V234H165ZM171 234H169V233ZM200 232V233H199ZM145 233V234H144ZM184 233V234H183ZM213 233V234H212ZM87 234V235H86ZM92 234V235H91ZM96 234H98V235H96ZM144 234V235H143ZM161 234V235H160ZM167 234H168V236H167ZM217 236H216V235ZM83 235V236H82ZM101 235V236H100ZM135 235V236H134ZM138 235V236H137ZM140 235V236H139ZM153 235H154V237H153ZM181 235V236H180ZM183 235V236H182ZM214 235V236H213ZM252 235V236H251ZM81 237V238H79V237ZM92 236V237H91ZM148 236V237H147ZM152 236V237H151ZM157 236H159V237H157ZM162 236V237H161ZM175 236V237H174ZM67 237H68V239H67ZM74 237V238H73ZM125 237H127V238H125ZM164 237H166V238H164ZM172 237V238H171ZM180 237V238H179ZM182 237H184V238H186V240L187 241H189L190 240V243L188 244V245H190L189 247L187 246V249H185L186 250V252H183V253H181V254H175L180 248H178L177 249V247H180V245L181 244H183V243H185V241H184V239H182ZM187 237H188V239H187ZM191 237V238H190ZM76 238V239H75ZM94 238V239H93ZM107 238H109V239H107ZM153 238V239H152ZM156 238H158V239H156ZM162 238V239H161ZM164 238V239H163ZM168 238L170 239V241H166L165 239H167L168 240ZM174 238H175V240H174ZM177 238H179V239H177ZM196 240H195V239ZM67 239V240H66ZM124 239H126V240H124ZM135 239V240H134ZM140 239V240H139ZM146 239H147V241H146ZM150 239H151V241H150ZM161 239V240H160ZM59 240V241H58ZM64 240V241H63ZM91 240L93 241V242H91ZM107 240V241H106ZM110 240V241H109ZM155 240V241H154ZM158 240H160V241H158ZM163 240V241H162ZM166 242H165V241ZM198 240V241H197ZM217 240V241H216ZM229 240V241H228ZM235 240V241H234ZM57 241V242H56ZM73 241V242H72ZM121 241V242H120ZM136 241L137 242H139L140 244L138 245V243H136ZM156 241H157V243H156ZM175 241V242H174ZM179 243H178V242ZM88 244H87V243ZM110 242V243H109ZM141 242L143 243V244H141ZM210 242H211V245H210ZM219 242V243H218ZM55 243V244H54ZM87 245H86V244ZM146 243V244H145ZM151 243V244H150ZM154 243H156L155 245H153ZM160 243V244H159ZM167 243V244H166ZM170 243V244H169ZM213 243V244H212ZM223 243V244H222ZM159 244V245H158ZM167 246H166V245ZM171 244L173 245V246H171ZM175 244V245H174ZM50 245V246H49ZM154 246L153 248H154V250H153V248H151L152 246ZM157 245V246H156ZM185 245V244H184ZM226 245V246H225ZM253 245V246H252ZM86 246V247H85ZM135 246V247H134ZM148 246V247H147ZM151 246V247H150ZM156 246V247H155ZM168 246H170L168 249H167V247ZM176 246V247H175ZM119 247V248H118ZM122 249H121V248ZM138 247V248H137ZM172 247V248H171ZM174 247V248H173ZM248 247H250V249L248 248ZM117 248V249H116ZM135 248V249H134ZM148 248H150L149 250H148ZM161 248H163V249H167L166 251L165 250H163V249H161ZM121 249V250H120ZM124 249V250H123ZM127 249V250H126ZM130 249V250H129ZM133 249V250H132ZM138 249V250H137ZM158 249V250H157ZM228 249V250H227ZM119 250V252H122V253H120V254H122V255H117L119 252H117ZM137 252H136V251ZM131 251V252H130ZM140 251V252H139ZM160 251V252H159ZM248 251V252H247ZM134 252V253H133ZM172 252V253H171ZM251 252V253H250ZM133 253V254H132ZM138 254V253H140V257H139V254L138 255H134V254ZM146 255H145V254ZM166 253V254H165ZM216 253V254H215ZM259 253V254H258ZM172 254V255H171ZM174 254V255H173ZM183 254V255H182ZM111 255V256H110ZM130 255H132L130 258H127L128 256H130ZM134 255V256H133ZM144 255V256H143ZM254 255V256H253ZM138 256V257H137ZM148 256L150 257V258H148ZM165 256V257H164ZM126 257V258H125ZM163 257H164V259H163ZM170 257V258H169ZM177 257V258H176ZM254 257V258H253ZM136 258H137V260H136ZM148 258V259H147ZM153 260H152V259ZM168 259V261H167V259ZM173 258H176V259H174L173 260ZM193 258V259H192ZM247 258V259H246ZM134 259H135V262H134ZM192 259V260H191ZM249 259H251V260H249ZM107 260V261H106ZM124 261H126V262H124ZM152 261V262H151ZM213 261V262H212ZM250 261H252V262H250ZM254 261V262H253ZM256 261V262H255ZM133 262V263H132ZM139 262V263H140ZM155 262V263H154ZM111 263H113V261H111ZM113 263V264H114ZM138 263V264H139ZM1 264H4L3 262H1Z\"/></svg>",
	"mask_w": 264,
	"mask_h": 264
}]
</instances>
